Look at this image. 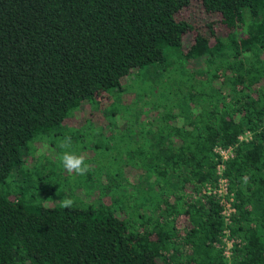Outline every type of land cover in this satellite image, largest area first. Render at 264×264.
<instances>
[{
	"label": "trees",
	"instance_id": "16d2710c",
	"mask_svg": "<svg viewBox=\"0 0 264 264\" xmlns=\"http://www.w3.org/2000/svg\"><path fill=\"white\" fill-rule=\"evenodd\" d=\"M196 2L225 36L179 18ZM190 60L202 78L179 74ZM151 67L160 82L136 92L154 116L129 124L124 160L138 172L89 169L75 187L96 177L99 197L61 208L58 169L26 157L72 144L84 103L135 121L125 81ZM217 147L234 153L221 175ZM221 177L227 194L202 191ZM0 264H264V0H0Z\"/></svg>",
	"mask_w": 264,
	"mask_h": 264
},
{
	"label": "rangeland",
	"instance_id": "374dc122",
	"mask_svg": "<svg viewBox=\"0 0 264 264\" xmlns=\"http://www.w3.org/2000/svg\"><path fill=\"white\" fill-rule=\"evenodd\" d=\"M220 17L221 16L217 13H208L205 9H203L201 4L197 2L193 3L188 9H185L179 15V18L188 20L203 33H208L210 25H212L218 34L225 36L227 34V28L219 21ZM184 66V70H186L187 73L181 70L179 74H189L190 76H195L196 74L197 78H202L203 75L201 74L202 67L200 62L190 60L186 61ZM154 70H157V72H154ZM136 73L127 77L125 84H128L129 82L131 83L127 86V91L123 92L121 95L124 98V103L132 106L131 111L138 112L139 116L135 119V121L127 122L126 120H120L118 125H110L109 123H106L107 120H105L103 114L101 113L102 111L92 110L89 103H84L85 105H83L79 111V118L77 122L74 123V127L76 129H73L76 130L75 134L77 133L79 137L77 139H75V137L72 139L73 142L68 150L83 155L85 157V163L89 165V169L92 170L93 175L96 173L98 174L99 171H101L103 173L102 176L105 177L109 174L108 171L118 167L121 169V172L124 170L125 176L129 177L135 176L138 172L129 162L124 163V160L129 159V146L132 145L140 135L138 132H134V130L129 127V124L133 123L137 126L138 124H145L148 118L154 116V113L153 111H146V113H144L145 107L143 106H145L144 100L146 96L137 93L136 89H139L138 84L142 85V83L144 84V87H147V84H158L161 80V76L156 67L149 68L146 72L141 73L139 77L136 76ZM165 78L169 81H167L164 85L170 88L175 87L178 89L177 86L179 84L176 80H174L175 75L172 72L169 71ZM161 89L163 90V87ZM88 121H91L93 124L88 125ZM68 134L70 135V131H68ZM114 135L116 138L111 139ZM105 141H110L111 143L109 150L107 151L108 154H104L107 152L103 151L105 148ZM80 146H86V149L83 148L77 150V148H81ZM63 151L65 150L52 146L45 147L42 143L38 142L37 149L33 150L32 153L26 157V163L30 166L38 163L39 166H43L44 163H48L49 165H53L57 168L61 177L64 179H62L60 175H55V177H53L54 179L49 180V183H53L56 187L54 190V193L56 194L61 193L62 189L60 187L65 185L64 188L67 196L61 195L62 199L71 198L74 202L80 199L84 200L86 203L93 202L100 194L99 184L96 177H93L94 181L90 184L85 183V186L81 185V187H75L77 184L76 182L82 183L79 182L81 176L69 174L63 169L59 161V155ZM118 177H120V174H118ZM104 182H107V180Z\"/></svg>",
	"mask_w": 264,
	"mask_h": 264
},
{
	"label": "clouds",
	"instance_id": "9594fccd",
	"mask_svg": "<svg viewBox=\"0 0 264 264\" xmlns=\"http://www.w3.org/2000/svg\"><path fill=\"white\" fill-rule=\"evenodd\" d=\"M71 145V137H65L61 140L59 147L65 149L59 155V161L63 169L69 174L86 175L89 171V165L85 163V157L74 151L68 150ZM71 198H63L60 200V207L70 209L74 205Z\"/></svg>",
	"mask_w": 264,
	"mask_h": 264
},
{
	"label": "built area",
	"instance_id": "2783aa9c",
	"mask_svg": "<svg viewBox=\"0 0 264 264\" xmlns=\"http://www.w3.org/2000/svg\"><path fill=\"white\" fill-rule=\"evenodd\" d=\"M243 138V136H241ZM217 152L221 155V162L218 164V173L221 175L223 173V170L225 168V160L229 159L231 156H233V148H223V147H217ZM202 191L204 193H213L217 195H225L228 193V182L225 177H221L218 183L217 187H213L212 184H208L207 186L202 188ZM233 198L230 200L223 199L222 205L224 206L223 213L227 215V219L229 220V217L232 212L235 211V207L232 205ZM227 239V238H226ZM231 241H228V245L231 246ZM225 253L229 256L230 250H226Z\"/></svg>",
	"mask_w": 264,
	"mask_h": 264
}]
</instances>
